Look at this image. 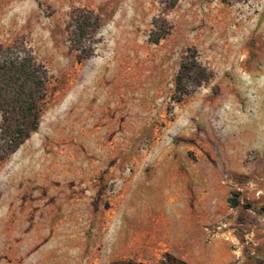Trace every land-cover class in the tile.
Wrapping results in <instances>:
<instances>
[{
  "label": "rangeland",
  "instance_id": "obj_1",
  "mask_svg": "<svg viewBox=\"0 0 264 264\" xmlns=\"http://www.w3.org/2000/svg\"><path fill=\"white\" fill-rule=\"evenodd\" d=\"M161 1L0 0V44L49 75L0 160V264H264V0ZM188 57L210 79L182 96Z\"/></svg>",
  "mask_w": 264,
  "mask_h": 264
},
{
  "label": "trees",
  "instance_id": "obj_2",
  "mask_svg": "<svg viewBox=\"0 0 264 264\" xmlns=\"http://www.w3.org/2000/svg\"><path fill=\"white\" fill-rule=\"evenodd\" d=\"M169 10L177 0H162ZM72 41L80 46L89 40L99 22L91 11L72 17ZM149 41L157 43L170 32V25L154 18ZM210 79V74L193 57L183 59L175 77V91L187 95L190 87L199 86ZM49 75L30 49H14L0 44V160L15 152L36 131L46 105Z\"/></svg>",
  "mask_w": 264,
  "mask_h": 264
}]
</instances>
